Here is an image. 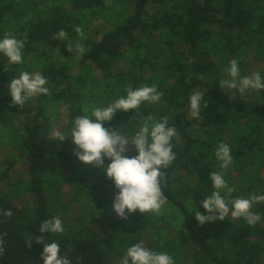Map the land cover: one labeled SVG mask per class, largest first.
I'll return each mask as SVG.
<instances>
[{"label": "trees", "instance_id": "obj_1", "mask_svg": "<svg viewBox=\"0 0 264 264\" xmlns=\"http://www.w3.org/2000/svg\"><path fill=\"white\" fill-rule=\"evenodd\" d=\"M99 18L106 31L98 29ZM61 29L67 39L53 40ZM6 32L17 38L27 32L28 38L22 64H10L0 54V148L8 153L0 161V233H7L0 264H43L44 244L34 239L38 235L45 244L57 242L72 264L77 256L84 258L82 264H110L117 239L141 242L143 218L159 233L152 212L118 217L112 207L118 191L114 182L73 155L70 134L64 141L52 136L54 123L70 133L76 116L126 96L128 88L152 85L163 93L159 102L142 103L139 115L136 109L119 111L104 127H122L131 137L143 116L159 120L167 115L169 126L178 130L179 138L172 139L176 159L163 169L162 181L184 233L179 252L185 261L175 264H264V202L253 206L261 215L254 227L230 214L199 225L194 215L196 210L206 214L202 200L213 190L211 171L221 170L215 157L221 142L234 158L225 173L234 189L227 199L264 195V89L240 94L219 86L230 79L227 68L233 59L241 77L253 72L264 77V0H0V39ZM80 43L86 51L77 60L67 46L75 49ZM32 67L47 77L51 95L14 106L10 81L21 71L32 73ZM196 91L208 102L201 108L202 119L190 115L189 96ZM125 155L138 152L128 146ZM21 163L27 175L20 178ZM104 163L110 160L105 157ZM70 196L84 205L76 227L64 226L62 234L40 233L41 222L66 214ZM7 209L14 213L10 218L2 215ZM95 225L108 234H97ZM154 242L152 237L149 249L158 245Z\"/></svg>", "mask_w": 264, "mask_h": 264}, {"label": "clouds", "instance_id": "obj_2", "mask_svg": "<svg viewBox=\"0 0 264 264\" xmlns=\"http://www.w3.org/2000/svg\"><path fill=\"white\" fill-rule=\"evenodd\" d=\"M75 31L81 36L84 35L82 27L77 26ZM28 33H23L22 38L11 32H6L3 39H0V54L7 58L10 64H22L24 62L22 50L27 43ZM53 40L67 39V33L61 29L53 34ZM69 53H74V58L80 60L85 54V46L80 43L75 46H67ZM230 79L219 81L220 88L227 87L243 94L246 90L264 89V77L259 72L241 77L239 63L236 59L230 61L227 68ZM46 76L40 72L30 73L21 71L18 77L13 78L9 84L11 104L23 108L25 102L39 97L40 95H51ZM126 96H121L107 106L95 107L91 114L75 117L74 125L70 133L60 130L55 125L52 130L53 138L64 141L71 136V142L75 146L73 155L85 164L102 170L106 178L114 182L118 190L113 199V211L121 219L127 220L129 215L139 210L140 213L152 212L160 214L168 203L167 197L162 190V181L167 169L176 159L173 151L172 139L179 138L178 130L169 126V116L165 115L159 120L148 115L142 117L140 129L131 137L126 136L120 129H108L104 122H110L119 111L127 112L136 109V115L140 105L144 102L156 103L161 100L163 93L158 91L155 85L142 86L136 89H126ZM190 115L195 119H202L201 108H207L208 102L204 100L203 93L196 91L189 96ZM135 118V117H133ZM55 122V115L52 116ZM131 123V120L129 121ZM128 146L138 152V155H125ZM110 163L105 165L104 158ZM215 157L220 161V171H211L210 180L212 191L205 195L202 200V207L206 214L196 210L194 215L199 225L216 220H225L229 214L233 219L243 218L244 221L254 227L260 220L261 215L254 212L255 204L264 202V195L249 194L247 198L238 197L231 201L227 199L234 191L225 179L226 170L233 164L231 148L227 143L221 142L215 150ZM231 204V207H229ZM4 217L14 215L11 209L4 210ZM63 222L58 217L44 220L40 223V233H64ZM7 233H0V255L5 252V237ZM30 237L26 242L31 247ZM37 243H43L41 260L43 264H72L67 253L61 255L60 245L53 241L45 244V237L38 235L34 237ZM82 256L76 257V264H82ZM119 264H175L173 256L166 252L150 250L142 241L128 247L125 255Z\"/></svg>", "mask_w": 264, "mask_h": 264}, {"label": "rangeland", "instance_id": "obj_3", "mask_svg": "<svg viewBox=\"0 0 264 264\" xmlns=\"http://www.w3.org/2000/svg\"><path fill=\"white\" fill-rule=\"evenodd\" d=\"M113 0H108V3H110ZM98 24V29L100 31H106L108 28L104 24L105 21L102 18L96 19ZM94 22V21H93ZM92 22V24H93ZM94 27V26H93ZM95 28V27H94ZM45 60V59H44ZM43 60V62H45ZM32 73L39 72V70H35L33 67L31 69ZM7 152H5L2 148H0V161L4 159L7 156ZM27 175L26 172V166L24 163H21L18 166V177H25ZM28 198V196H26ZM69 206H68V211H66L65 215H60V219L63 222V226H68L69 228H75L77 225L78 219L81 217L80 210L84 208L82 204L76 203V201L73 199V196L67 197ZM172 204H166L164 208L162 209L160 214H154L152 213L151 219L154 220V226L156 224V228H160L159 233L155 235L156 232H154L153 227H150L146 223V218H143L142 221H140V225L142 226L141 229V234L138 236L139 241H142L147 247L152 242V237L154 238L155 242H157L158 245L154 246V248H150V250L157 251V252H162L161 247L162 246H174L175 250L171 252H167L171 256H173L175 261L178 260H183L185 261V257L180 255L179 249H181L183 240L182 238L184 237V233L182 229L180 228V222L179 218L175 219L177 216L176 210H173L171 208ZM139 210L135 212L134 215H138ZM63 216V217H62ZM157 222V223H156ZM132 228L133 224L130 225ZM94 231L101 235V236H106L108 233L106 229H103L100 225H95ZM156 231V230H155ZM140 233V232H138ZM137 233V234H138ZM133 240V241H132ZM132 240L128 241H123L121 242L120 239L116 240V247L115 250H113L110 255H109V263L110 264H119L121 258L125 255L126 250L128 247H131L132 245L136 244L137 241L132 238ZM154 242V243H155ZM193 250V247H190V251Z\"/></svg>", "mask_w": 264, "mask_h": 264}]
</instances>
